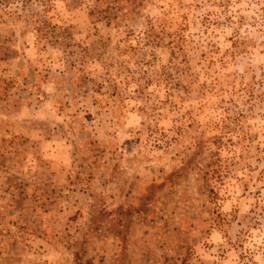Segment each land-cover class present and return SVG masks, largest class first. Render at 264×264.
I'll return each instance as SVG.
<instances>
[{
	"label": "rangeland",
	"instance_id": "1",
	"mask_svg": "<svg viewBox=\"0 0 264 264\" xmlns=\"http://www.w3.org/2000/svg\"><path fill=\"white\" fill-rule=\"evenodd\" d=\"M51 3L0 11V264H264V0Z\"/></svg>",
	"mask_w": 264,
	"mask_h": 264
},
{
	"label": "trees",
	"instance_id": "2",
	"mask_svg": "<svg viewBox=\"0 0 264 264\" xmlns=\"http://www.w3.org/2000/svg\"><path fill=\"white\" fill-rule=\"evenodd\" d=\"M31 0H18L19 3H21L19 8H23V6L25 4L30 3ZM37 1L42 9L40 10V17L43 19L38 23V26H36V31L40 34L41 38H45L44 40H46V36L49 35L47 29V23H46V13L51 9V2H53V0H34ZM14 2V0H0V11H5L6 8L11 7V4ZM16 9H18V7H16ZM17 12V11H15Z\"/></svg>",
	"mask_w": 264,
	"mask_h": 264
}]
</instances>
